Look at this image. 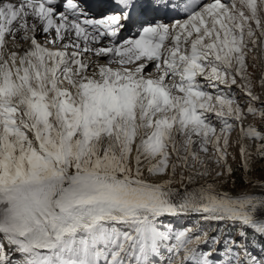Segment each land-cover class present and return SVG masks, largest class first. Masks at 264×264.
<instances>
[{"label":"snow or ice","instance_id":"obj_1","mask_svg":"<svg viewBox=\"0 0 264 264\" xmlns=\"http://www.w3.org/2000/svg\"><path fill=\"white\" fill-rule=\"evenodd\" d=\"M0 264H264V0H0Z\"/></svg>","mask_w":264,"mask_h":264}]
</instances>
